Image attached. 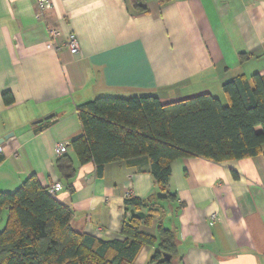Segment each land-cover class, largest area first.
<instances>
[{"label": "crops", "instance_id": "0c3cea01", "mask_svg": "<svg viewBox=\"0 0 264 264\" xmlns=\"http://www.w3.org/2000/svg\"><path fill=\"white\" fill-rule=\"evenodd\" d=\"M52 1L37 16L34 0H0V140L12 134L0 144V194L32 175L46 188L60 184L53 196L73 212L76 232L121 240L127 196L159 193L147 160L107 164L101 176L92 163L78 167L71 192L54 172L55 144L81 136L76 109L99 97L167 104L206 93L221 102L225 82L264 75V0ZM170 169L175 199L153 202L176 240L173 263L264 264L263 156L178 159ZM157 220L140 231L157 237ZM154 248L143 247L135 264H147Z\"/></svg>", "mask_w": 264, "mask_h": 264}, {"label": "trees", "instance_id": "16d2710c", "mask_svg": "<svg viewBox=\"0 0 264 264\" xmlns=\"http://www.w3.org/2000/svg\"><path fill=\"white\" fill-rule=\"evenodd\" d=\"M222 92L226 106L206 93L167 104L155 96L91 100L76 109L82 134L54 161V172L71 189L78 167L92 163L101 176L107 164L144 158L158 191L172 200L167 185L170 166L178 159L221 164L264 158V75L236 76L222 85ZM2 102L13 104L9 92L2 94ZM153 198H127L126 213L142 212L143 218H124L121 240H104L76 232L73 212L29 176L13 193L0 194V216L6 213L0 264H135L145 246L155 247L147 264H174L176 240L163 227L162 209L153 202L159 200ZM154 215L157 237L140 231Z\"/></svg>", "mask_w": 264, "mask_h": 264}, {"label": "built area", "instance_id": "2783aa9c", "mask_svg": "<svg viewBox=\"0 0 264 264\" xmlns=\"http://www.w3.org/2000/svg\"><path fill=\"white\" fill-rule=\"evenodd\" d=\"M34 3L36 6V9L38 10L37 16H40L43 12L51 9L53 1L52 0H34ZM48 32H49L48 34L51 38H55V37L59 36V32L56 30H49ZM65 46L67 47L70 54H72V55L77 54L79 44H78V40L74 34H68ZM48 47L49 48L52 47L51 44H49ZM68 150H69V147L62 144V143L55 144L54 153L57 157L61 156L64 153H67ZM61 188L62 187L60 184H53L47 188V192L49 194L53 195L54 193L61 190ZM127 198H129V196H127Z\"/></svg>", "mask_w": 264, "mask_h": 264}, {"label": "water", "instance_id": "95a60500", "mask_svg": "<svg viewBox=\"0 0 264 264\" xmlns=\"http://www.w3.org/2000/svg\"><path fill=\"white\" fill-rule=\"evenodd\" d=\"M47 118H45L46 120ZM42 120H39L38 122L36 123H41ZM12 136V134H8V135H5L1 140H0V144H2L5 140H7L8 138H10ZM157 198L158 199H166L167 198V195L165 193H157L156 194ZM130 216L131 217H135V218H138V219H142L144 214L142 212H139V213H135L133 212L132 210L129 212ZM165 259L166 260H170V256H165Z\"/></svg>", "mask_w": 264, "mask_h": 264}, {"label": "rangeland", "instance_id": "374dc122", "mask_svg": "<svg viewBox=\"0 0 264 264\" xmlns=\"http://www.w3.org/2000/svg\"><path fill=\"white\" fill-rule=\"evenodd\" d=\"M221 103L223 106H226L227 105V101L226 99H221ZM157 198V196H156ZM159 201L163 202V204H167L165 199H158ZM5 220H6V213L5 211H3V214L0 216V231L3 229L4 227V224H5Z\"/></svg>", "mask_w": 264, "mask_h": 264}]
</instances>
